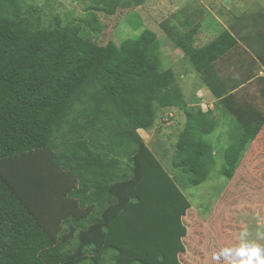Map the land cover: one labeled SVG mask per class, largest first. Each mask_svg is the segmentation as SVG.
I'll use <instances>...</instances> for the list:
<instances>
[{
	"label": "trees",
	"instance_id": "trees-1",
	"mask_svg": "<svg viewBox=\"0 0 264 264\" xmlns=\"http://www.w3.org/2000/svg\"><path fill=\"white\" fill-rule=\"evenodd\" d=\"M129 4L92 0L80 22L48 27L23 15L22 0H0V264H183L184 192L214 165L205 137L216 122L188 105L154 31L105 45L83 31L99 29L93 11ZM185 24L161 27L209 78L237 41L225 29L198 47L199 24ZM156 107L185 115L171 172L139 133ZM263 124L230 126L221 175L233 177Z\"/></svg>",
	"mask_w": 264,
	"mask_h": 264
},
{
	"label": "rangeland",
	"instance_id": "rangeland-1",
	"mask_svg": "<svg viewBox=\"0 0 264 264\" xmlns=\"http://www.w3.org/2000/svg\"><path fill=\"white\" fill-rule=\"evenodd\" d=\"M128 1L120 5L113 15L100 11L96 14L99 29L83 26L90 39L105 45L135 39L144 29L154 31L161 44L164 68H171L188 105L198 102V96L211 104L205 81L209 78L194 71L183 52L168 39L162 25L171 26L176 33H183L185 21L199 24L195 46L201 47L213 40L223 30L237 27L242 16L246 17L251 39L248 44L255 53L263 51L257 40L264 39V0H117ZM23 15L39 16L45 26L58 18L62 24L73 23L88 16L92 0H22ZM258 58V56H256ZM264 59V57H261ZM155 120L148 130H140L145 144L160 160L165 169H171L174 144L185 123L184 111L177 107H156ZM258 137H264V128ZM249 144L231 179L220 174L222 153L228 145L227 136L216 139V133L205 137L216 150L214 165L204 182L185 190L190 208L183 217L187 234L183 239L185 252L180 255L183 264H213L211 252L235 240L239 231L247 226L253 233L264 226V197L259 193L258 173L262 169V150ZM264 244V241H260Z\"/></svg>",
	"mask_w": 264,
	"mask_h": 264
},
{
	"label": "crops",
	"instance_id": "crops-1",
	"mask_svg": "<svg viewBox=\"0 0 264 264\" xmlns=\"http://www.w3.org/2000/svg\"><path fill=\"white\" fill-rule=\"evenodd\" d=\"M248 26L246 17L242 16L236 28H226L237 43L216 60L209 73H206L209 74L205 87L211 96L210 106L200 94L196 102L203 111L212 110V117L216 122V139L225 137L233 124L243 125L251 120L264 118V59H261L264 57V50L255 53V50L251 49L248 44L251 39ZM256 41L261 49H264V39ZM255 141H252L251 145L255 144ZM257 144V147L264 146V137H258ZM260 150L263 167L258 173V183L259 193L264 197V150L261 147Z\"/></svg>",
	"mask_w": 264,
	"mask_h": 264
},
{
	"label": "clouds",
	"instance_id": "clouds-1",
	"mask_svg": "<svg viewBox=\"0 0 264 264\" xmlns=\"http://www.w3.org/2000/svg\"><path fill=\"white\" fill-rule=\"evenodd\" d=\"M264 226L253 233L247 226L236 235L235 240L211 252L213 264H264Z\"/></svg>",
	"mask_w": 264,
	"mask_h": 264
}]
</instances>
